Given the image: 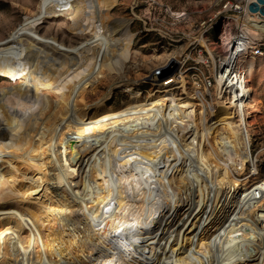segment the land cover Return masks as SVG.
Segmentation results:
<instances>
[{"label":"bare ground","instance_id":"obj_1","mask_svg":"<svg viewBox=\"0 0 264 264\" xmlns=\"http://www.w3.org/2000/svg\"><path fill=\"white\" fill-rule=\"evenodd\" d=\"M82 1L91 41L68 49L29 29L0 45V75L19 82L0 90V264H264V183L222 163L230 152L244 171L251 157L243 116L260 107L245 76L264 21L226 32L205 125L199 87L182 77L117 108L112 88L89 104L98 78L133 90L122 76L132 35L110 17L114 1ZM178 82L185 96L172 97Z\"/></svg>","mask_w":264,"mask_h":264},{"label":"rangeland","instance_id":"obj_2","mask_svg":"<svg viewBox=\"0 0 264 264\" xmlns=\"http://www.w3.org/2000/svg\"><path fill=\"white\" fill-rule=\"evenodd\" d=\"M112 1L114 6L109 12L110 17L127 22L132 35V48L122 76L134 88L129 91L125 86H118L114 83L116 76L113 75L98 78L93 85L86 88L89 104L105 97L108 89L112 88L111 97L106 104L108 107L117 108L133 96L145 98L157 90L164 91L165 89H159V84L164 79L176 76L182 77L186 90L194 85L199 87L198 96L204 102L203 107L205 104L206 106L197 107L196 112L205 113V125L212 123L211 113L216 109L215 77L226 56L227 30L224 29V24L233 36L237 33V19L242 18L233 10L237 0ZM85 13L86 6L82 0H0V45L7 41L10 33L30 29L36 31L40 37L55 39L58 44L68 49L77 48L94 39L83 28ZM199 36L204 40V45L197 41ZM251 60L254 69L245 77L250 89H254L249 96H253L260 107L258 112L247 114V110L244 111L243 116L251 144V157L245 164L244 171L240 170L239 157L229 154L230 152L223 158L222 163L239 181L251 182L257 178L264 183V47L262 54L251 56ZM151 73H158V77L154 79ZM18 83L17 79L0 75V90ZM180 85L179 82L172 84L173 90L169 92L172 97L185 96ZM157 95L164 96L165 93ZM200 99L196 100L198 105L201 103ZM92 112L93 110H89L88 117ZM196 122H199L198 115ZM124 136L126 138L127 135ZM1 159L3 158L0 157ZM38 177L40 175L34 173L33 179ZM64 183L65 180H62L60 184ZM47 185L44 182L41 188L44 190ZM43 190L34 198H41ZM50 191L51 189L47 190L49 196ZM231 193L232 190L229 194ZM133 241L132 243L140 244L142 237ZM68 253L75 255L72 250ZM108 253L114 256L111 251Z\"/></svg>","mask_w":264,"mask_h":264},{"label":"built area","instance_id":"obj_3","mask_svg":"<svg viewBox=\"0 0 264 264\" xmlns=\"http://www.w3.org/2000/svg\"><path fill=\"white\" fill-rule=\"evenodd\" d=\"M251 3H256V0H237V2L235 3V5H233V10L235 12H237L239 15L242 16V18H248L249 20H252L254 23L256 22H260V21H264V16H261L259 13H250L248 11V6L251 4ZM260 24V23H259ZM225 30L227 29V32L230 31L228 30V26L225 25ZM238 31V29H237ZM264 33H262L261 35V38L258 39H255L252 43V46H251V49L250 51H252V53L254 54V56H257V55H261L262 54V49L264 47ZM235 43V40L233 41ZM240 45V44H239ZM241 46V45H240ZM241 53V50L238 51V54ZM223 65V63H222ZM221 68L222 66L220 67L219 71H218V74H217V77L219 78L220 74H221ZM228 90H226L227 92Z\"/></svg>","mask_w":264,"mask_h":264},{"label":"water","instance_id":"obj_4","mask_svg":"<svg viewBox=\"0 0 264 264\" xmlns=\"http://www.w3.org/2000/svg\"><path fill=\"white\" fill-rule=\"evenodd\" d=\"M248 11L250 13H259L264 16V0H256V3H251L248 6Z\"/></svg>","mask_w":264,"mask_h":264}]
</instances>
